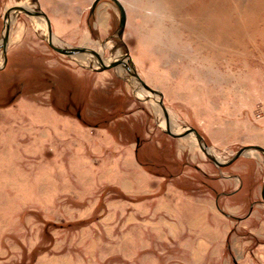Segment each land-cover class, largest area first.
Returning <instances> with one entry per match:
<instances>
[{
    "label": "rangeland",
    "instance_id": "rangeland-1",
    "mask_svg": "<svg viewBox=\"0 0 264 264\" xmlns=\"http://www.w3.org/2000/svg\"><path fill=\"white\" fill-rule=\"evenodd\" d=\"M96 1L0 0V46L7 10L41 9L58 46L131 67L129 54L153 96L138 98L142 84L123 65L95 71L91 54H79L85 65L56 52L44 18L11 14L0 70V264H264L255 233L264 154L219 168L195 134L164 131L158 102L174 133L195 128L220 162L264 148V0H117L122 38L117 3L93 11ZM234 174L245 183L239 198H218L237 186L220 178ZM195 199L208 212L217 199L227 216L196 217Z\"/></svg>",
    "mask_w": 264,
    "mask_h": 264
},
{
    "label": "water",
    "instance_id": "water-1",
    "mask_svg": "<svg viewBox=\"0 0 264 264\" xmlns=\"http://www.w3.org/2000/svg\"><path fill=\"white\" fill-rule=\"evenodd\" d=\"M99 1L100 0H97L96 3L94 4L93 11L96 8ZM114 1H115V3H117V5L121 11V23H120L119 37L122 38L124 31H125V27H126L127 16H126V12H125V9L123 8V6L117 0H114ZM12 13H18V14L24 13V14L29 15V16L44 18L47 22V27H48L47 28V30H48L47 42H48L49 46L52 49H54L56 52H58L62 55H65V56H75V55H79V54H91L97 58V60L99 62L100 70H103V71L113 69V68H116L120 65H123L126 69H128L130 71V74L137 79L138 84L140 86L143 83L142 79L140 78L139 74L137 73L135 65H134V63L131 59V56L129 54H128V59H129V63L131 64V67H129L128 65H126L123 62H115V63L113 62V63H110L109 65H106L104 63L103 59L101 58L100 54L93 49H89L86 47L63 48V47L56 46L55 44H53V41H52L53 30H52L51 21H50L49 17L47 16V14L45 12H43L41 9H38L35 11V10H30V9H27V8L21 7V6L12 7L9 10H7V12L5 14V27H4V31L2 34V45L0 46V50L2 49V51H3L4 64H3V66H0V70L5 68V66L7 65V61H8L7 51H8V45H9V41H10V31H11V24L9 21H10ZM138 98H140V97H138ZM143 100L147 101V100H151V99L147 98V99H143ZM153 100H155V99H153ZM158 102L161 105V107L163 108V110L165 112V116H166L167 123H166V129L164 131L168 135L175 137V138H182V137L186 136L187 134H191V133L195 134L202 151L219 168H223V167H226V166L233 164L240 157L245 155V153H247L248 151H251V150H257V151H260L264 154V148H262L260 146H248V147H245V148L241 149L240 151H238L236 153V155L229 162H227V163L220 162L215 156H213L211 154L209 146L205 143L203 136L195 128L188 127L186 129V133H174L170 129L169 115H168V112H167V109L165 107L163 100L161 99ZM262 198L264 201V187H263V191H262Z\"/></svg>",
    "mask_w": 264,
    "mask_h": 264
},
{
    "label": "crops",
    "instance_id": "crops-1",
    "mask_svg": "<svg viewBox=\"0 0 264 264\" xmlns=\"http://www.w3.org/2000/svg\"><path fill=\"white\" fill-rule=\"evenodd\" d=\"M235 166H236V164H234L231 168H233ZM222 180L228 182L230 185H234V182H236L237 183V186L234 187L233 190H231V191H227V190L220 191L219 194L217 195L218 198H225L227 201H230L233 198L238 199L239 198L238 196H240V193L244 189L245 183L242 182L239 179V177L236 176V174H234L233 176L227 175L224 178H220L219 181H222ZM217 199H215L214 202L211 203V205L209 207V210H210L209 212H214L215 214L218 213V214L227 216L226 213H225V210H223V208L219 205V203H218L219 201ZM190 205H191V207L193 209V212L195 213L194 215H196V217L198 215L202 214V213L203 214H206V215H208V213H209L207 210L204 209V207H205L204 205H206V204L203 203V200L202 199H198V201L196 199L194 201L192 200V201H190ZM238 205H239L238 207H235L234 208L236 213H238L239 211H241L242 210V207L244 206L243 203L242 204L240 203ZM251 207H255L254 201H251L250 202V204H249V211H250ZM254 210H255V208H254ZM254 210H253V213H254ZM253 213L246 214L245 216H242V217L241 216L238 217V215H236L234 213V215L236 217L235 216H233V217L237 221H239V222H247V221L250 220V218L253 215ZM196 219H198V218H196ZM255 233H256V235L262 237V236H264V229L262 228L261 231L260 230H257V231H255ZM227 245H228V239H226L225 240V243H224L225 250L227 249ZM231 248L233 250H235L234 253L239 256V254H238L239 252L236 251V249H235L234 245L232 244V242H231ZM239 260L242 261L240 257H239ZM229 262H231V259L230 258H229Z\"/></svg>",
    "mask_w": 264,
    "mask_h": 264
},
{
    "label": "bare ground",
    "instance_id": "bare-ground-1",
    "mask_svg": "<svg viewBox=\"0 0 264 264\" xmlns=\"http://www.w3.org/2000/svg\"><path fill=\"white\" fill-rule=\"evenodd\" d=\"M33 9H35V8H33ZM12 20H13V16H11V18H10V24H12ZM15 21V20H14ZM47 23V22H46ZM54 37L52 36V41H53V44H55L56 46H58V44L56 43V41L53 39ZM60 47V46H59ZM71 48V47H70ZM79 60H82L83 62H85L86 64L85 65H87V59L83 56V55H77L76 56ZM87 58H88V61H89V65H90V67H91V69H93V70H95V71H103V70H100L99 68H98V65L95 63V62H93L94 60H92V58H90L89 56H87ZM115 60H117V61H115ZM115 60H113V62L115 63V62H120L119 61V59H116L115 58ZM109 62V63H108ZM106 61L105 63H106V65H109L110 64V61ZM2 62L0 61V64H1ZM123 71V70H122ZM124 71H126V70H124ZM125 73V72H124ZM135 78V77H134ZM137 80V79H136ZM133 82H134V84H135V81L133 80ZM140 87V86H139ZM142 88H143V84H142V86H141V88L138 90V97H140V98H153V96H147V94L145 93V92H143V90H142ZM154 98H156V97H154ZM159 99V98H158ZM150 103H152V102H150ZM154 103V102H153ZM154 104H156V103H154ZM158 105V104H157ZM160 105V104H159ZM160 107H161V105H160ZM162 108V107H161ZM160 110V109H159ZM162 110H163V108H162ZM163 112H164V110H163ZM164 115H165V112H164ZM168 115H169V112H168ZM165 118H166V116H165ZM169 121H170V117H169ZM167 123V121H166V119H165V124Z\"/></svg>",
    "mask_w": 264,
    "mask_h": 264
}]
</instances>
